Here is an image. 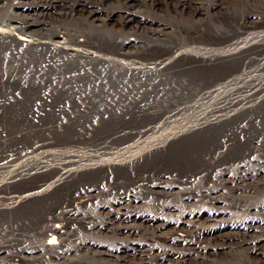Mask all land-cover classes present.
Listing matches in <instances>:
<instances>
[{
    "label": "rangeland",
    "instance_id": "obj_1",
    "mask_svg": "<svg viewBox=\"0 0 264 264\" xmlns=\"http://www.w3.org/2000/svg\"><path fill=\"white\" fill-rule=\"evenodd\" d=\"M20 1L22 2L21 9H12L11 5L17 0H0V20H2L1 24L5 28L12 26L24 31L27 26H34L32 29L36 31V34L33 36L34 38L38 37L41 41L46 40L44 38L48 29L56 32H68L75 35L79 40L88 39L90 42L84 48L96 51V54L103 58L128 63L136 62V66L140 63H161L163 72L158 75H161L163 81L162 84L158 82H133L128 80L132 78L130 74H126L114 64L100 63V61L86 63L74 59H65L67 62H64L62 59V61L44 65L43 59L38 57L40 55L29 50V48H19L12 41L0 40V126H7L10 130L23 128L29 131L27 137L20 143L14 140L5 146L0 145V167L11 166L7 172L0 174V184L11 181V178L18 171L29 172V167L18 168L16 164L18 160L26 156L37 157L35 163L48 162L51 165L57 163L59 166L54 164L55 166L53 165L54 167L52 166L48 170L40 169L42 172H37L39 174L36 173L25 180L16 181L9 185L7 193L0 195L1 198L12 195L21 197L29 192L33 193V191L41 192L46 186H51L52 182L54 183L62 175L63 170L71 169L72 166L66 165L68 163L67 157H69L67 152L73 149L56 146L59 142L65 140L88 141L102 136L111 128L117 127L133 128V132H138L139 128L144 129L145 126L160 127L161 123L159 122L162 113L167 115V112L176 107H182L181 105L186 101L189 102L199 90L198 85H203L202 81L205 82L207 77L216 74L214 69L209 68L174 72L173 67L175 68L177 63L184 62L183 64H187L190 61L194 62V60L198 61L210 56L219 58L221 55L224 57L227 52H230L235 56L229 58V65L221 67L222 72L216 70L217 77L219 76L218 81H222V79L227 81L233 76H239L235 82H232L230 89H221L216 94L217 96L214 95L208 102L206 101L197 110L198 112L194 117L188 115L176 123L174 121L155 134L136 135L130 143L138 139L141 143L140 148H147L154 140H162L164 137L177 135L183 128L190 126L194 119L213 112L218 107L222 108L236 98L238 100L256 98L259 93L258 90L264 88V0ZM84 6L92 8L91 10L95 12L96 22H91L87 17H83L85 14H82L81 10ZM87 20L88 22H86ZM130 40L134 41L131 42ZM114 42H130L131 46L121 48L115 46ZM221 56L220 58H222ZM234 66L236 71L237 69L239 71H232L233 68L235 69ZM127 80L130 84H127ZM207 87L208 85L202 90H208ZM256 89L257 91H255ZM221 108L219 109L221 110ZM86 111H89L91 116L89 114L87 118L74 121L79 113ZM261 111L264 112V109ZM216 114L218 112H215ZM257 122L259 125H254L258 127L259 130L256 131L260 133L257 137H253L254 140H251V136L246 134L239 137L236 135L237 141L242 137L245 143L252 142L248 145L247 150L243 149L241 156H235L232 160L223 162L222 158L227 155L229 144L222 145L221 141L220 150L217 153L211 152L214 154L211 156L206 170L197 175L190 183H178L174 178L175 174L173 178L169 176V172L172 173L175 169L159 165L149 167L150 172L145 174L143 181L137 179L134 186L130 187L129 183L125 182L129 185L126 188H130V197L142 199L137 204V212L142 216H150L148 218L157 219L160 217L158 220L167 219L170 222L178 218L176 216L162 217L164 210L161 209L169 206L176 207L177 213L186 217L190 213L214 211V206L219 208L223 219V225L217 229H225L223 234L232 236L235 244L238 242L245 244L257 240L256 243L259 247L263 245L264 118L262 114H260V120L258 119ZM38 126L44 127L45 130H34ZM242 126L247 132L253 126V122L244 123ZM153 144L155 143L151 145ZM127 145L119 146L114 150L115 155L112 157L120 160L123 158L122 155L127 156L125 150ZM45 150L53 151L57 155L55 157L38 155ZM83 151V153L89 154V151ZM190 153H193L194 157L202 156L199 149L186 152V157H190ZM199 163L198 161L194 162L197 165V171L203 169L198 168ZM252 174L255 176L250 178ZM241 176H244V181L241 182L243 185L236 187V184L242 179L239 178ZM148 179L163 182L161 188L158 187L160 189L157 190L170 191V194H165L167 196L158 194L157 197L149 195L147 192L150 187ZM104 182L94 189L81 187L77 181L65 186L60 191L64 195H70V202H64L58 197L47 198L46 200L47 194L44 196L40 194V197L35 198L41 201L39 204H49L50 210L56 209V213L53 212L51 216H48L50 221L46 220L49 222L47 224L55 225L52 218L57 213L63 216L71 214L81 218L80 224L67 227L65 233L64 253H68L69 257L73 259V264L76 262L83 264H131L128 260L117 262L116 258L109 256L112 252L121 250L124 244L121 243L124 240V234L128 236H125V242L128 240L126 251L131 246L141 247L145 246V243L156 244L153 245L152 253L148 259H156L155 262L160 260L158 264H174L175 254L183 253L185 256L190 255V258L198 254L188 249L163 245L151 236L150 230L148 233L142 232L143 229L140 230L139 228L141 226L137 225L140 223L136 224L135 222L134 224L138 228L137 231L140 232L130 234V229L127 230L126 228L131 225L129 221H118L113 218L116 213L114 208L116 204L114 203L117 199L119 201L120 192L127 189H118L111 186L112 184L108 181ZM89 190L92 194L90 192L91 198L87 199L89 200L88 203L77 205L78 202L76 203L74 200L80 201L82 197L87 198ZM86 191L87 193H83ZM118 193L119 195H117ZM202 193H208L210 197L218 196L219 203L213 205L207 199L206 203L201 202L199 195ZM188 195L193 199L187 202L185 196ZM1 198L0 202L3 200ZM4 202L6 203L5 200ZM112 207L113 210H111ZM106 211L108 212L105 213ZM1 217L0 223L4 220V217L0 215ZM111 219H114L117 231L124 228L123 235L118 236L119 233L117 234V232H114L116 235L113 233L103 235L105 234L104 229L109 225L106 223ZM7 222L0 224V248H7L8 246L11 251L15 249L30 250L32 252L26 251L28 254L25 255L33 258L34 261L32 260L31 264H40L37 258L38 254H36V245L31 241L19 240L23 239L20 235L24 234V230L21 231L19 228L21 222H17L18 226L14 223L11 224L12 222ZM118 224L121 227H118ZM111 226L113 227V225ZM91 228L99 230L100 233L97 234L95 230L91 231ZM47 240L48 236L44 238V243ZM85 242L93 245L94 249L101 254L99 260L93 259L90 255L85 256L80 251L77 252ZM146 249H148L147 246ZM165 250L166 252H164ZM230 250L229 254L228 251L221 250V254L219 253L216 257L208 253L203 254L197 257L196 264H264L251 261L249 258L254 253L244 248ZM3 255V253L0 254V260L4 264ZM7 258L8 256H6Z\"/></svg>",
    "mask_w": 264,
    "mask_h": 264
},
{
    "label": "bare ground",
    "instance_id": "obj_2",
    "mask_svg": "<svg viewBox=\"0 0 264 264\" xmlns=\"http://www.w3.org/2000/svg\"><path fill=\"white\" fill-rule=\"evenodd\" d=\"M21 4L22 2L20 0H17L16 3H13L11 5V7L12 9H18V8L21 9L20 7ZM91 9L90 7L84 6L81 10V13L85 14L83 15V17L84 16L85 18L87 17V19L90 20L91 22H96L97 19L95 17V12L92 11ZM88 20L86 22H88ZM1 21L2 20H0V25H1L0 26V40L1 41L2 40L12 41L19 48L20 47H23L24 49L29 48V50L40 55L38 57L43 59L44 65L45 64L49 65L51 62L53 63L59 60L62 61V59L64 62L66 61L65 59L67 60L74 59L76 61L78 60V61H82L86 63L87 62L93 63V61H96V62L100 61V63L107 62L112 65L114 64L115 67L117 66V68L121 69L126 74H130L132 76V78L128 79L130 81L137 82V83H141V82L157 83L158 82L159 84H162L163 78L161 77V75H158L161 72H163L162 71L163 68L160 65L161 63L160 64H156V63L141 64L140 63V65L137 64L138 66H136V62L128 63V62H121V60L116 61V60H110V58L106 59V57L103 58L102 56H99L98 54H96V51H90V49L87 50L84 48L90 42L88 39L79 40L75 35L71 33L58 32V31L56 32V31H52L48 29V31L46 32L45 38H44L46 40L41 41V39H39L38 37L34 38L36 34V31L32 29V27L34 26H31V25L27 26L24 29V31L23 29L22 31H20V29H18L17 27L11 26V27L5 28V26L1 24L2 23ZM130 41L133 42L134 40H130ZM113 44L121 48L123 47L128 48L131 46L130 42L129 43L128 42H123V43L114 42ZM121 54H124V53H121ZM34 56H37V55H34ZM220 56L219 58H217L216 56H210L209 58H203L198 61H195V60L194 62L190 61L187 64H183L184 63L183 62V63H177L176 66L174 65L175 66V68L173 67V69H175L174 72L190 70V69L195 70V69H200V68H209V69H214V72H216V74L212 76L210 75L209 78L207 77V81L205 82L202 81L201 83H203V85H198L199 90H197V92L193 95L192 99L189 102L186 101L183 105H181L182 107H176L173 110L167 112L166 113L167 115L165 114L163 115L162 113L160 117V122H159L161 123L160 127L154 125L151 127L145 126V128L143 127L144 129L136 128L138 129V132H133L132 131L133 128L128 129L125 127H121V128L117 127V128H111V130H108L107 132H105L102 136L98 137L100 139L94 138L88 141L87 140L86 141L85 140L83 141L65 140V141L59 142V144H57L56 146L63 147V148L66 147L67 149H73L72 151L67 152L69 157H67L68 163H66V165L72 166L71 169L66 170V171L63 170L62 175H60L58 178L56 177L57 179L55 180L54 183L52 182L51 186H46L45 188L43 187L44 189L42 188L43 190L41 192L39 191L38 193H36L33 191V193L29 192L27 194H24L23 196L20 195L21 197L12 195V196L1 198L2 196L1 194L8 192L9 185L15 183L18 180H25L31 177L33 174H36L37 172L41 171L42 169L48 170L52 168L54 164L55 165L57 164V163H54L53 165H51L48 162L47 163L46 162L45 163L43 162L35 163L34 161L37 162L36 160L37 157H32V156H29V157L26 156L25 158L18 160V162L16 163L18 168L27 166L26 168L29 167L30 170L28 169L29 172L27 173H22V171H18L11 178V181L0 184V195H1L0 198L3 199L0 202V215L4 217V220L1 221L0 224H3L8 221L7 223L12 222L11 224L14 223V224H17L18 226L17 222H21L19 224V228L21 229V231L24 230V234L20 235L23 239H19V240H22V241L27 240L29 242L31 241L34 243V245H36V249H37L36 254H38V257L37 256L36 257L38 258L40 264H73V259L69 257L68 253L67 254L64 253V250H65L64 244L66 241L65 233L67 231V227L70 228V226L72 225L74 226V225L80 224L79 222L81 221V218L77 216H72L71 214H66L63 216L60 213L62 215L61 216V215H58L57 213V215L53 216L54 218H52L53 221L55 222V225L52 226L50 224H47L49 223L47 221H50L48 220V216H51L52 213L55 212L56 209L52 208L53 209L52 211L50 210L51 206H48L49 204L47 205L39 204L41 203V201L35 198L40 197L39 196L40 194H43L42 196L47 194L45 196L46 200L47 198L53 199L55 197H58L60 200H64V202H70L71 200V199L69 200L70 195H64L60 190H62L67 185L75 183L76 181L81 185V187H84V188L92 187L94 189L96 188V186H99L104 181H108L109 183L112 184L111 186L116 187L118 189H124L128 187L129 185L130 187L134 186L136 184L137 179L139 181H143V178H145V174L150 172V169L148 170V168L157 167L158 165L159 166H169L171 169H175V171H173L172 173L169 172V176L173 178V175L175 174L174 178L177 180L178 183L179 182L190 183L197 175L201 174L202 172L206 170L211 156L215 152L217 153L220 150L221 141H222V145L226 143L229 144L228 152H226L227 155H225L222 158L223 162L232 160L233 157L235 156H241L243 154L242 152L243 149L247 150L248 145L251 144L252 142L245 143L242 137H240L237 141L236 135L237 137H239L241 135L245 136L246 134L248 136H251V140L252 139L254 140V138L259 135L260 132L256 131L259 129L254 124L259 125L257 120L258 119L260 120V114H262L264 118V112L261 111L262 109H264V88L261 90H258L259 93L257 94L256 98L251 97V96L250 97L253 99H250V100L247 98L248 96L246 97L247 99L238 100L236 98V100L234 99V101L230 100L233 102L225 104L222 108L221 107L217 108L216 106L217 109L215 108L216 109L215 111L207 113V114H203L200 118L194 119V121L191 123L190 126L183 128L177 135H173L171 137H164L162 138V140L156 139L152 142L155 144L151 145L152 143H150L147 148H140L141 143L138 141V139L130 143L133 140V138L136 137V135L145 136L148 134L150 135L155 134L159 132L160 130H163L165 126L170 125L174 121L176 123L179 119L187 117L188 115H192L194 117V115L198 112L197 110H199V108L202 107V105H204L206 101L208 102L211 98L214 97V95L219 93L221 89L222 90H225L226 88L230 89L232 82L233 81L235 82V80L237 79L239 75L233 76L230 80H227V81H225L224 79H222V81H218L219 76L217 77V71L222 72L221 67H224L225 65H229L230 64L228 62V60H230L229 58H231V56L232 57L235 56V54L232 55L230 52H227L226 55H224V57L221 56L222 58H220ZM70 66L72 67L71 64ZM72 69L74 68L72 67ZM232 71H236V67L235 69L233 68ZM237 71H239V69H237ZM127 84H130V82L128 81ZM207 85L208 87L206 89L208 90L203 91L202 89H204V87ZM255 91H257V89ZM219 108H221V110ZM215 112L216 113L218 112V114L215 115ZM89 114H90L89 111L81 112L79 113L77 117L74 118V121H79L82 118H87ZM89 116H91V114ZM252 122H253V126L249 128L250 130L247 132L244 131V129L242 128L243 127L242 125L244 123L250 124ZM34 130L40 131V130H45V129L42 126H38V128H35ZM256 132L258 133L257 135L255 134ZM28 134H29V131L23 128L10 130V128H8L7 126H0V145L5 146L7 143H10L14 140H17L20 143L23 141V139L27 137ZM141 142H142V139H141ZM126 144H128L125 147V150L127 151V156L122 155L123 158L120 160L114 159L112 157L113 155H115L114 150H116L119 146L121 147ZM196 149L201 150L202 156L199 155L198 157H194L193 153H190L191 154L189 155L190 157H186L185 155L186 152H192ZM49 150H45L44 152H41V154H38V155H42V157L43 156L44 157H55V155H57L53 151L51 152ZM83 150L89 151V154L86 152L83 153L84 152ZM211 152H214V153H211ZM90 153H93V154H90ZM58 160L60 159L58 158ZM196 161H198V163L200 161L198 168L201 167L203 169L199 171H197L198 169L196 170L197 165L194 164V162ZM17 166H14V167H17ZM10 167L11 166L0 167V174L7 172ZM253 176L255 175L254 174L250 175V178ZM239 178H242V179L239 180V183L236 184V187H240V185H243L241 184V182L243 183L244 176H241ZM147 181L149 182L150 187H151L150 188L148 186L149 189H147V192L149 193V195L157 197L158 194H161L164 196H167L165 195L167 193L170 194V191L157 190L161 188L160 186L162 185L163 182L161 183L160 181H155L151 179H148ZM125 182H128L129 185ZM126 189H127L126 191L122 190V192H120L119 201L117 199L116 203H114L116 204L114 206L116 213H115V216H113V218L118 221H124V220L129 221L131 225L130 227H126V228L127 230L130 229L131 231L130 234H133V232H140V231H137L138 228H136V226L134 225L135 222L136 224L140 223L137 225L141 226L139 228L140 230L143 229L141 230L142 232L148 233V231L150 230L151 236L157 239L158 241H160L163 245L165 244V245L173 246V247L180 248V249H188L190 251L197 252L199 254V255L198 254L195 255L192 258L189 257L190 255L188 256L183 255V253L175 254L174 256L176 257H174L175 259L174 264H192V263L196 264L197 257H200L203 254L208 253L216 257L217 255H219V253L221 254L220 252L221 250H226L228 251L227 253L229 254L231 252L230 249H236V248H244L248 251L253 252L254 255H252L249 259L257 263H260V262L264 263V244L259 247L256 243L257 240L246 242L245 244L242 242H238V244L237 243L235 244L232 236L230 237V236H226L223 234L225 229H217V227L223 225V222H222L223 219L221 217L222 213L219 211V208H215L213 206L214 211L208 210L207 212H203V213L201 212L190 213L186 217L185 216L183 217L182 216L183 214L177 213L176 207L169 206L167 208L165 207V209H161L162 211L164 210L162 212L163 214L162 217L176 216L178 219H175V221L169 222V220L167 219L158 220L160 217H157V219L148 218L150 216L148 217L142 216L139 212H137V208H138L137 204H139L142 201V199L141 198L132 199L129 195L130 188H126ZM90 192L91 191L89 190L87 198L82 197L80 201L78 199H75L74 201L76 203L78 202L77 205L79 204L84 205L88 203L89 200L87 199H89V197L92 194V192L91 194ZM83 193H87V191ZM109 193L111 194V192ZM208 193L211 194L210 192ZM208 193L207 194L202 193V195L201 194L199 195L201 202L206 203V199H207V200H210L211 204L213 205L219 203L218 201L220 200L217 198L218 196L210 197ZM8 194H11V193H8ZM117 195H119V193ZM162 198H165V197H162ZM185 198L187 202L193 199L189 195L185 196ZM4 200L6 201V203L4 202ZM105 206L103 207L105 208ZM109 206H112V205H109ZM114 208L112 207V209L111 208L110 209L113 210ZM108 211L110 212V210ZM108 211H106L105 213H107ZM0 219H2V217ZM114 219H111V221L106 223V224L109 223V225L107 227L105 225L106 228L104 229V232H105V234H103L104 236L108 235L109 233H113L114 235H116L114 232H117V234L119 233L118 236L124 234V228H122L121 230L118 229V231L117 229H115L116 225H114V221H113ZM110 225H113V227L112 226L110 227ZM118 227H121V226L119 225ZM94 228H91L90 230L93 231L95 230ZM95 232H97V234L100 233L99 230H95ZM69 233L70 232L68 230V235ZM47 236H48V240L47 242L44 243V238H46ZM125 236L127 235L124 234V237H123L124 240L123 242H121V243H124L123 247L121 248V250L123 249V251L120 250V251L112 252L111 254H109V256H111L110 258L112 257L116 258L117 262L119 261L125 262V260H128L130 261L131 264H158L159 263L160 260L158 262H155L156 259H153V258H151V260L148 259V257H150V254L152 253V249L154 245L153 243L152 245L145 243L144 244L145 246H141V247L131 246L126 251V248L128 247L126 246L127 244L126 242L128 240L125 242ZM152 240L153 239L151 238V241ZM146 246L148 247V249H146ZM169 250H172V249H169ZM26 251L32 252L27 249H20V250L15 249L14 251H11L8 248V246L7 248H0V254L1 253L4 254L2 256L5 258L4 264H31L33 258L25 255V254H28L26 253ZM79 251L82 252L83 255L85 256L87 255L92 256L93 259L95 258L98 259L100 258L99 255H101L97 250L94 249L93 245H90L88 243L86 244V242L83 243L80 249L77 250V252ZM164 252H166V250ZM165 255L166 253L164 254V257ZM6 256L10 258L6 259ZM0 264H3L2 260H0ZM75 264H83V263L76 262Z\"/></svg>",
    "mask_w": 264,
    "mask_h": 264
}]
</instances>
